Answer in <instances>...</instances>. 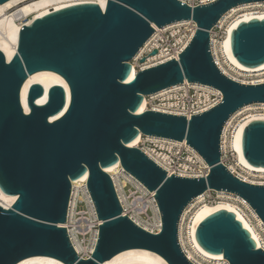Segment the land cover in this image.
<instances>
[{
  "label": "water",
  "instance_id": "water-1",
  "mask_svg": "<svg viewBox=\"0 0 264 264\" xmlns=\"http://www.w3.org/2000/svg\"><path fill=\"white\" fill-rule=\"evenodd\" d=\"M251 2L264 0H215L195 7L180 0H107L104 10L87 2L52 10L21 26L13 57L7 61L0 52V190L16 196L11 207L0 206V264L32 256L65 264H102L128 249L152 251L168 264H194L179 245L178 225L186 206L207 190L239 196L264 223V185L240 180L220 162L225 123L244 106L264 103V83L244 84L223 74L209 48V31L222 15ZM187 20L196 30L178 60L130 78L131 61L154 33L153 25L163 28ZM230 49L243 66L263 64L264 18L239 22L230 34ZM39 71L59 74L69 99L61 85L45 92L34 83L27 91L25 113L21 90L27 77ZM184 82L219 90L221 101L189 120L139 111L145 96ZM140 134L186 141L207 164V175H167L131 145ZM241 148L248 164L264 167L263 120L244 127ZM117 163L154 193L161 217L158 233L122 215L104 171ZM84 175L102 222L86 259L78 255L62 226L71 182ZM195 239L203 250L222 254L229 264H264V251L256 248L231 211L219 209L206 216L195 228Z\"/></svg>",
  "mask_w": 264,
  "mask_h": 264
},
{
  "label": "built area",
  "instance_id": "built-area-1",
  "mask_svg": "<svg viewBox=\"0 0 264 264\" xmlns=\"http://www.w3.org/2000/svg\"><path fill=\"white\" fill-rule=\"evenodd\" d=\"M180 1L186 3L190 7H195L199 5L209 4L215 0ZM253 8H256V10L254 9V11L256 12H258L259 9V11L261 12L264 11V2H260V5L258 7ZM244 9L245 8L237 7L233 12L229 10L230 12H226L220 19H223L225 23L226 21H229L231 19L240 18ZM220 19L217 24L209 31V48L214 64L223 73L221 67H227V65L223 61L221 53L218 51L216 52V44L214 43V41L218 42L222 37L224 28L219 24ZM195 30L196 25L191 20L167 25L163 28H159L156 33L154 30V33L146 41L147 45L144 47V51L141 56L145 59L152 58V60L149 61L146 59L144 63L135 66L137 70L136 72L157 66L172 59L178 60V55L189 43L195 33ZM153 50L157 51L155 55L150 54ZM133 61L134 58L132 59V63ZM230 78L233 79L232 77ZM254 82L255 83H251V85L262 84L264 83V77L260 80H255ZM221 98V92L215 88L187 82L169 87L155 94L144 97L148 106L147 110L150 109L166 114L185 116L187 120H189L192 115H197L214 107L221 101ZM155 107H158L160 109H155ZM250 112V109H246L244 107L239 109L234 113L231 124L247 119ZM230 128L231 126L227 130V137L229 135ZM140 136L141 140L136 145V147L141 149L145 154V150H149L154 156L159 159L164 156L165 159L163 163L166 167L164 168L160 165L159 166L166 171L167 175L173 174L175 176L187 178H199L205 177L207 175V164L192 147L186 144V141L177 142L175 140L167 138L145 136L141 134ZM234 155V150L222 147L221 134L220 162L233 175L244 181L241 175H239L238 173V168L236 169L237 171L233 172L229 169L230 165H232L233 163L235 164ZM115 165L116 168L114 169V172H107L106 169H104V171L111 178L116 196L122 207V215L128 216L132 221H134V219L131 216L137 217L141 219V222L146 228L142 227V225H139L140 227L151 233H158L161 229V217L154 198V193L148 191L147 188L144 187L143 184H141L134 176L125 171L119 163ZM116 181L117 183H123L124 191L122 192H124L126 195L127 188H130L132 194L135 195L134 200H136L137 203H135L132 207H123L119 196L120 188L118 189L119 186L118 184H116ZM73 182L74 181L71 182V196L67 210V218L62 226L66 229L69 241L71 242L74 249V245L76 242L82 245L83 250L80 252H76L79 256L86 259L89 258L91 253L93 252L98 239L99 225H101L102 222L101 220H98L94 203L88 192L87 178L86 180L78 183L77 186H74ZM212 192L217 193V191L207 190L203 194H201L202 200L210 203L212 200ZM149 201H151V203H149ZM197 204L198 203L193 199L186 206L184 210L187 209V216L197 207ZM134 223L137 224L135 221ZM259 230L262 234L263 239L260 246L256 245V248H260L264 251V223L259 226ZM218 264H229V262L225 258H223L222 260H219Z\"/></svg>",
  "mask_w": 264,
  "mask_h": 264
},
{
  "label": "bare ground",
  "instance_id": "bare-ground-1",
  "mask_svg": "<svg viewBox=\"0 0 264 264\" xmlns=\"http://www.w3.org/2000/svg\"><path fill=\"white\" fill-rule=\"evenodd\" d=\"M97 3L102 10L105 9L107 0H7L0 4V52L3 53L6 60L9 61L16 53L17 49V37L18 32L23 24L29 23L32 19L41 17L52 10L62 9L71 5L79 3ZM260 5V2H251L243 5H239V8H245L242 11L240 18H234L224 23L223 19H220V25L223 26V33L221 39L216 44V52L221 53L223 61L227 67H221L224 74L232 77L234 80L242 82L244 84H253L255 80H260L264 77V63L256 67H246L241 65L233 56L230 49V34L232 30L241 21H248L250 19H263L264 11L256 12V8ZM237 7H233L230 11L233 12ZM248 8V9H246ZM229 11V12H230ZM29 14H34L33 18L28 22H21L22 17H26ZM20 21V22H19ZM155 33L159 30L158 27L153 25ZM143 45L134 57V61L138 60L144 51ZM147 60H152L148 58ZM147 64V63H146ZM132 71L130 78L136 73V67L132 63ZM38 83L42 85L45 92L52 85H61L66 92L67 101L69 99V89L63 78L52 71H39L27 77L21 90V104L25 113L29 112V107L26 102V95L29 87ZM42 101V100H39ZM158 107H155V109ZM246 109H250L251 112L248 118L243 121H237L231 124L234 114L230 116L224 125L222 133V147L229 148L235 151L234 162L230 165V170L237 171L241 175L245 182L264 185V167H255L248 164L242 156L241 137L244 127L251 121L263 120L264 121V103L250 104L244 106ZM147 109V102L143 99V102L139 108V111H145ZM160 109V108H158ZM237 112V111H236ZM59 115L55 116L57 118ZM53 118V119H55ZM230 128L229 135L227 137V130ZM141 140L139 135L132 143V146H136ZM180 142V141H177ZM146 154L152 158L161 167H166L163 163L164 156L161 159L154 156L149 150H145ZM116 165L110 166L106 169L107 172H114ZM87 175L82 176L79 180H75L74 186H77L81 181L86 180ZM120 191L119 196L123 207H132L136 202L129 201L127 195L122 192L123 183H117ZM142 184V183H141ZM216 200L207 203L202 200V195L194 198L197 202V207L187 216V209L183 211L179 225H178V242L185 253L186 257L194 264H218L219 260L223 259V255H214L203 250L195 239V228L198 223L206 216L217 211L219 209H225L235 214L236 218L241 221L243 226L250 232L252 238L256 242V245L260 246L263 239L259 230V226L263 224L262 220L258 217L255 211L249 206V204L240 198L239 196L228 193L225 191H217ZM16 199V196L6 195L0 190V206L3 208H9L12 206ZM151 203V201H149ZM238 203V204H237ZM241 206V207H240ZM244 209H243V208ZM138 225L146 228L141 222V219L131 216ZM185 224V225H184ZM75 249L77 252L83 250L80 243H75ZM16 264H65L55 258L47 256H32L25 258ZM102 264H168L160 255L145 249H128L121 251L114 255L109 260Z\"/></svg>",
  "mask_w": 264,
  "mask_h": 264
},
{
  "label": "rangeland",
  "instance_id": "rangeland-1",
  "mask_svg": "<svg viewBox=\"0 0 264 264\" xmlns=\"http://www.w3.org/2000/svg\"><path fill=\"white\" fill-rule=\"evenodd\" d=\"M33 16H34V14H29V15H27L26 17H22V18L20 19V21L26 23V22H28L30 19H32ZM20 21H19V22H20ZM141 58L144 59L143 62L140 61ZM141 58H139L138 60L133 61V64H134L135 66L140 65L141 63H144V62L146 61V59H147V58L145 59L144 57H141ZM131 63H132V61H131ZM147 107H148V106H147ZM126 190H127V191H126V192H127V195L129 196V197L127 196V197H128V200H129V201L134 200L135 195L132 194L131 189H130V188H129V189L127 188ZM217 196H218V194H217L216 192H212V200H211V201L218 199ZM237 204H238V203H237ZM240 207H241V206H240ZM242 208H243V207H242ZM243 209H244V208H243ZM184 225H185V224H184Z\"/></svg>",
  "mask_w": 264,
  "mask_h": 264
}]
</instances>
